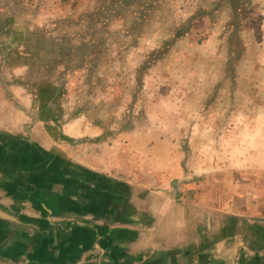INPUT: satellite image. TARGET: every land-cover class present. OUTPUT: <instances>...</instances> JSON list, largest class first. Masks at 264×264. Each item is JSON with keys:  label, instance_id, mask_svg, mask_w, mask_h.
<instances>
[{"label": "crops", "instance_id": "obj_1", "mask_svg": "<svg viewBox=\"0 0 264 264\" xmlns=\"http://www.w3.org/2000/svg\"><path fill=\"white\" fill-rule=\"evenodd\" d=\"M0 1V264H264V128L204 65L90 57Z\"/></svg>", "mask_w": 264, "mask_h": 264}, {"label": "rangeland", "instance_id": "obj_2", "mask_svg": "<svg viewBox=\"0 0 264 264\" xmlns=\"http://www.w3.org/2000/svg\"><path fill=\"white\" fill-rule=\"evenodd\" d=\"M12 10L34 26L53 21L55 32L86 41L90 57L138 46L155 66L174 65L173 75L204 65L221 110L236 108L242 123L264 128V0H13ZM256 168L252 182L264 194Z\"/></svg>", "mask_w": 264, "mask_h": 264}]
</instances>
